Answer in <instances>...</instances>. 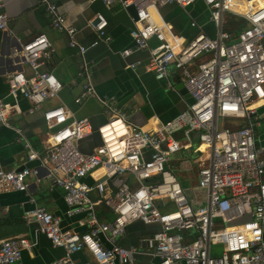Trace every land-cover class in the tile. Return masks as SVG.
<instances>
[{
    "label": "built area",
    "instance_id": "built-area-1",
    "mask_svg": "<svg viewBox=\"0 0 264 264\" xmlns=\"http://www.w3.org/2000/svg\"><path fill=\"white\" fill-rule=\"evenodd\" d=\"M36 1L52 28L64 33L68 47L76 50L82 90L75 104L93 99L107 116L93 128L89 119H76L65 106L45 109L42 117L49 134L43 154L25 144L28 163L36 164L10 171L0 161V194L28 196L32 208L24 212L23 220L36 224L37 233L63 251L53 264H137L139 256L151 258L152 264H264V146L256 145L254 133L257 104L264 99V0H200L214 35L193 21L191 27L197 33L188 41L157 13L172 4L186 12L197 0H86L87 4L100 1L106 8L132 7L135 15L129 35L135 50L149 52L148 69L167 88H173L169 76L175 72L193 101L155 131L136 127L113 97L99 96L93 86L86 54L99 41L110 40L102 14L88 21L96 39L83 45L57 5L51 0ZM229 15L247 23L236 35L226 29ZM0 32L11 41L6 60L14 69L4 74L7 96L14 103L0 97V128H11L22 137L8 118L13 111L20 112L18 98L27 100L32 112L57 98L63 85L41 68L53 52L46 35L27 41L16 38L1 0ZM131 52L126 49L121 54ZM93 132L101 143L84 153L79 143ZM177 134L189 145L191 134H196V152L204 158L195 187L204 197L197 208L168 167L171 156L183 148ZM30 177L36 183L48 177L63 189L65 216H84L78 221L80 230L66 229L61 217L35 202L28 194ZM97 205L114 213L112 222L97 218ZM135 222L157 229L140 240L143 247L120 245L126 228ZM216 246H220L218 255L213 254ZM30 247L24 237L0 239V264H21L22 252ZM83 251L92 262L74 259Z\"/></svg>",
    "mask_w": 264,
    "mask_h": 264
},
{
    "label": "crops",
    "instance_id": "crops-1",
    "mask_svg": "<svg viewBox=\"0 0 264 264\" xmlns=\"http://www.w3.org/2000/svg\"><path fill=\"white\" fill-rule=\"evenodd\" d=\"M8 17V25L13 35L21 41H27L37 34H45L52 44L53 52L50 58L43 60L42 70L53 74L63 85L57 98L48 99L38 110L29 112L30 103L20 97L17 105L20 112L13 111L9 115V123L22 132V137L11 128H0V161L6 170L17 171L23 166H34L35 162L27 161L28 143L38 154H43L49 129L42 111L55 106H65L76 119L87 118L93 128L107 120L99 104L93 99H87L75 104L74 99L82 90V81L78 78L79 62L76 50L68 47L64 33L52 28L51 21L43 6L36 0H1ZM57 5L67 23L77 29V39L83 45H88L96 39L94 31L88 26V21L100 13L107 21L105 29L110 40L99 41L91 48L86 59L90 64L91 81L101 97H113L117 107L129 115L130 121L138 128L146 131L161 130L162 126L173 119L187 107L183 86L175 72L170 73L173 88H167L164 80H156L148 69L149 52L135 50L130 38L132 29V11L114 4L106 8L100 1L87 4L86 0H51ZM157 15L163 22L172 26L173 32L185 41L190 40L197 30L191 27V22L202 26L209 36L214 35V27L208 20V12L202 1L197 0L185 12L179 6L172 4L159 9ZM247 25V24H246ZM246 27V26H245ZM154 40L150 45H154ZM11 41L0 32V97L7 103L14 101L7 96L8 88L4 74L14 69L6 62V55ZM131 49L128 56L121 52ZM29 75L30 70L24 68ZM257 146H264V99L257 104V125L254 129ZM183 148L171 156L168 167L176 175L183 189L191 200L193 207L202 205L204 194L195 189L197 171L203 159L198 157L196 148L198 139L191 134V143L180 134L175 136ZM183 140H186L184 142ZM99 136L93 132L79 143V149L84 153L91 152L100 145ZM90 182V180H86ZM264 183V174L262 175ZM28 194L39 205L45 206L51 213L61 217L66 229L80 230L78 221L83 215L67 218V206L64 202V191L54 185L48 177H42L39 183L30 177ZM92 194L91 198L94 199ZM32 208L28 196L21 192L0 194V239L11 237L26 238L31 247L22 252L21 264H53L62 255L60 248L53 247L42 235L37 233L34 223L23 220L25 211ZM97 218L104 223L112 222L114 213L103 205L95 208ZM157 229L155 225H143L139 222L130 224L119 244L125 247L141 246L140 240ZM220 247V246H216ZM215 247V248H216ZM77 261H91L87 251L74 256ZM154 261L147 256H139L137 264H152Z\"/></svg>",
    "mask_w": 264,
    "mask_h": 264
},
{
    "label": "trees",
    "instance_id": "trees-1",
    "mask_svg": "<svg viewBox=\"0 0 264 264\" xmlns=\"http://www.w3.org/2000/svg\"><path fill=\"white\" fill-rule=\"evenodd\" d=\"M246 24L247 23L245 20L233 15H229L226 23V29L233 35H236L246 26Z\"/></svg>",
    "mask_w": 264,
    "mask_h": 264
},
{
    "label": "water",
    "instance_id": "water-1",
    "mask_svg": "<svg viewBox=\"0 0 264 264\" xmlns=\"http://www.w3.org/2000/svg\"><path fill=\"white\" fill-rule=\"evenodd\" d=\"M128 9L132 11V16H134V15H135V11H134V9H133L132 7H129ZM95 23H97V21H96ZM4 36H6V34H4ZM6 62H7V63H10L9 60H6ZM182 92H183V94H185V96H186V101H187V103H188V104H192L193 101L188 97L186 91L183 89ZM21 169H22V168L18 169V171L21 170ZM263 238H264V234H263ZM143 246H144V244H143Z\"/></svg>",
    "mask_w": 264,
    "mask_h": 264
},
{
    "label": "rangeland",
    "instance_id": "rangeland-1",
    "mask_svg": "<svg viewBox=\"0 0 264 264\" xmlns=\"http://www.w3.org/2000/svg\"><path fill=\"white\" fill-rule=\"evenodd\" d=\"M228 19V16L226 17V20ZM184 142H186V140H183ZM220 253V247H216L213 249V254L214 255H218Z\"/></svg>",
    "mask_w": 264,
    "mask_h": 264
}]
</instances>
